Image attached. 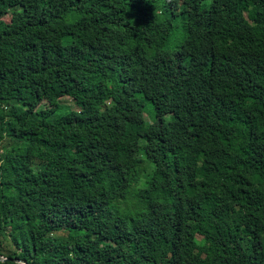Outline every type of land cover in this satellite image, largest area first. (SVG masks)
<instances>
[{
  "label": "trees",
  "instance_id": "1",
  "mask_svg": "<svg viewBox=\"0 0 264 264\" xmlns=\"http://www.w3.org/2000/svg\"><path fill=\"white\" fill-rule=\"evenodd\" d=\"M0 257L264 264V0H0Z\"/></svg>",
  "mask_w": 264,
  "mask_h": 264
},
{
  "label": "clouds",
  "instance_id": "2",
  "mask_svg": "<svg viewBox=\"0 0 264 264\" xmlns=\"http://www.w3.org/2000/svg\"><path fill=\"white\" fill-rule=\"evenodd\" d=\"M141 159L143 158L141 157ZM146 167L153 172L155 171V166L151 163H147ZM147 187L148 185L144 172L138 171V174L129 186L128 198L126 200H117L114 206L123 213L131 214L132 211H134V206L136 204L134 199L135 194L146 190Z\"/></svg>",
  "mask_w": 264,
  "mask_h": 264
},
{
  "label": "rangeland",
  "instance_id": "3",
  "mask_svg": "<svg viewBox=\"0 0 264 264\" xmlns=\"http://www.w3.org/2000/svg\"><path fill=\"white\" fill-rule=\"evenodd\" d=\"M6 20H8V18H6ZM59 104H60V106H62V107H69V108H71V109H73V110H76V106H75V104H74V102L71 100V99H68V98H63V99H61L60 100V102H59ZM149 108H147V110H148ZM148 113V112H147ZM146 113V114H147Z\"/></svg>",
  "mask_w": 264,
  "mask_h": 264
},
{
  "label": "water",
  "instance_id": "4",
  "mask_svg": "<svg viewBox=\"0 0 264 264\" xmlns=\"http://www.w3.org/2000/svg\"><path fill=\"white\" fill-rule=\"evenodd\" d=\"M0 260H2V261L20 262V261H17V260H10V259H6V258H3V257H0Z\"/></svg>",
  "mask_w": 264,
  "mask_h": 264
}]
</instances>
